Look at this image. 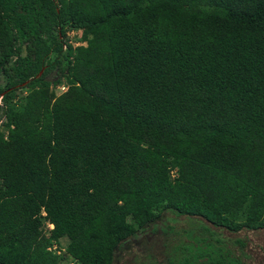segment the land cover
<instances>
[{
	"label": "trees",
	"instance_id": "obj_1",
	"mask_svg": "<svg viewBox=\"0 0 264 264\" xmlns=\"http://www.w3.org/2000/svg\"><path fill=\"white\" fill-rule=\"evenodd\" d=\"M0 82V264H119L167 211L217 236L167 264H243L213 227L264 229V0H0Z\"/></svg>",
	"mask_w": 264,
	"mask_h": 264
},
{
	"label": "rangeland",
	"instance_id": "obj_2",
	"mask_svg": "<svg viewBox=\"0 0 264 264\" xmlns=\"http://www.w3.org/2000/svg\"><path fill=\"white\" fill-rule=\"evenodd\" d=\"M80 35V33L76 32H71L69 34L71 38L70 41L73 42L74 46L83 44L80 43L81 41H78ZM21 88L23 90L20 89L17 92L18 96L21 93L23 94L25 92L26 94L29 91L26 88V85L22 86ZM53 88L54 87H52V89ZM54 89L57 91V93L62 94L68 90V84L66 81H62V83ZM17 99L18 98H16V101ZM5 120L6 117L1 113L0 110V126ZM1 129L6 132L7 136L8 132L3 125L1 126ZM164 217L169 218L167 225H169L172 229L169 230L167 234H164L167 228L162 221L159 222L157 228H160L159 226H161L162 230L151 232L150 229L146 231L145 234H141L139 238L141 237L140 239L144 240V242L141 241L139 244L137 243V240L133 242L129 247V250H125L122 260L119 262V264H156L155 260H157V264H167V260L169 258L174 259L176 256L181 255L177 253L180 250V246L185 244L187 247L188 245L192 244H186L187 241L202 238L209 242L211 240V238H209L210 234L214 239L217 238L215 233L208 234V231L205 230L207 227L203 225L204 221L202 222L199 218H189L187 216L177 215L168 211L164 213ZM206 223L212 226L210 222ZM163 226L166 229H164ZM213 229L216 230L217 235H221L222 239H224L223 243L225 245L223 247L225 250H232L234 254L240 258L243 264H264V229L255 231L244 230L239 233H231L227 229H223L221 227H213ZM179 234L182 235V238L185 241H180V239L176 238V236ZM184 235L187 238L183 237ZM147 237H149V239H147ZM236 240L244 241L245 246L243 247L238 243V241L236 242ZM150 252H152L154 257L152 254H150Z\"/></svg>",
	"mask_w": 264,
	"mask_h": 264
},
{
	"label": "clouds",
	"instance_id": "obj_3",
	"mask_svg": "<svg viewBox=\"0 0 264 264\" xmlns=\"http://www.w3.org/2000/svg\"><path fill=\"white\" fill-rule=\"evenodd\" d=\"M48 227H49L50 229H53V228H54V224L50 223V224H48ZM55 246H56V245H54V247H55ZM54 247H53V249H54ZM72 262H75V263L79 264V263L76 262V261H72Z\"/></svg>",
	"mask_w": 264,
	"mask_h": 264
},
{
	"label": "built area",
	"instance_id": "obj_4",
	"mask_svg": "<svg viewBox=\"0 0 264 264\" xmlns=\"http://www.w3.org/2000/svg\"><path fill=\"white\" fill-rule=\"evenodd\" d=\"M54 248H57V246H55ZM70 264H77V263H75V262H71Z\"/></svg>",
	"mask_w": 264,
	"mask_h": 264
},
{
	"label": "water",
	"instance_id": "obj_5",
	"mask_svg": "<svg viewBox=\"0 0 264 264\" xmlns=\"http://www.w3.org/2000/svg\"><path fill=\"white\" fill-rule=\"evenodd\" d=\"M43 71H44V70H42V71L40 72V75H42V74H43Z\"/></svg>",
	"mask_w": 264,
	"mask_h": 264
},
{
	"label": "flooded vegetation",
	"instance_id": "obj_6",
	"mask_svg": "<svg viewBox=\"0 0 264 264\" xmlns=\"http://www.w3.org/2000/svg\"><path fill=\"white\" fill-rule=\"evenodd\" d=\"M149 239V237H147Z\"/></svg>",
	"mask_w": 264,
	"mask_h": 264
}]
</instances>
